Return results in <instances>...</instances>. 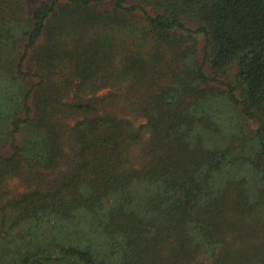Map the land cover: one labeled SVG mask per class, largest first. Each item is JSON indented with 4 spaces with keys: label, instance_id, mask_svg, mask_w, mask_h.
Returning <instances> with one entry per match:
<instances>
[{
    "label": "trees",
    "instance_id": "trees-1",
    "mask_svg": "<svg viewBox=\"0 0 264 264\" xmlns=\"http://www.w3.org/2000/svg\"><path fill=\"white\" fill-rule=\"evenodd\" d=\"M0 264H264V0H0Z\"/></svg>",
    "mask_w": 264,
    "mask_h": 264
},
{
    "label": "rangeland",
    "instance_id": "rangeland-1",
    "mask_svg": "<svg viewBox=\"0 0 264 264\" xmlns=\"http://www.w3.org/2000/svg\"><path fill=\"white\" fill-rule=\"evenodd\" d=\"M39 0H34V3H37Z\"/></svg>",
    "mask_w": 264,
    "mask_h": 264
}]
</instances>
